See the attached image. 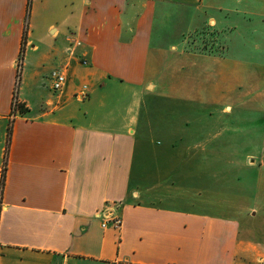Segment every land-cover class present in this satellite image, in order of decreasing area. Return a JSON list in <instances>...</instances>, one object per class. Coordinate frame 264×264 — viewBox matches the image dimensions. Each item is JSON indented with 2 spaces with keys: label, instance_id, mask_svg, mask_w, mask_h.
Listing matches in <instances>:
<instances>
[{
  "label": "crops",
  "instance_id": "0c3cea01",
  "mask_svg": "<svg viewBox=\"0 0 264 264\" xmlns=\"http://www.w3.org/2000/svg\"><path fill=\"white\" fill-rule=\"evenodd\" d=\"M248 2L0 0V264H264L241 221L166 204L173 160L146 154L151 101L264 112V68L245 93L187 45ZM166 114L168 137L190 115Z\"/></svg>",
  "mask_w": 264,
  "mask_h": 264
},
{
  "label": "rangeland",
  "instance_id": "374dc122",
  "mask_svg": "<svg viewBox=\"0 0 264 264\" xmlns=\"http://www.w3.org/2000/svg\"><path fill=\"white\" fill-rule=\"evenodd\" d=\"M227 16L226 12L221 16L224 25L218 28V35L216 29L208 26L192 34L187 45L193 51L222 54L228 65L225 71L236 70L242 78L243 91L248 93L250 88L262 87L257 80L264 68V0H249L245 12ZM236 101H227L233 111L225 113L217 102L201 105L151 101L158 109L153 122L157 131L150 135L145 132L148 139L154 140L146 154L173 160L168 188L162 189L171 196L166 204L190 206L241 221L245 233L249 232V242L257 248L256 253H262L264 112L243 109ZM168 106L190 114L177 116V124L170 132L172 137L161 128L167 125ZM180 137L185 142L178 141ZM183 144L197 147L186 148ZM183 157L189 162L182 163Z\"/></svg>",
  "mask_w": 264,
  "mask_h": 264
},
{
  "label": "built area",
  "instance_id": "2783aa9c",
  "mask_svg": "<svg viewBox=\"0 0 264 264\" xmlns=\"http://www.w3.org/2000/svg\"><path fill=\"white\" fill-rule=\"evenodd\" d=\"M66 82V76L62 71H56L53 73V88L55 90H61ZM115 226L119 228L121 226V220H114Z\"/></svg>",
  "mask_w": 264,
  "mask_h": 264
},
{
  "label": "trees",
  "instance_id": "16d2710c",
  "mask_svg": "<svg viewBox=\"0 0 264 264\" xmlns=\"http://www.w3.org/2000/svg\"><path fill=\"white\" fill-rule=\"evenodd\" d=\"M28 111L27 107L23 104H17V107L14 108V113L15 112H20L21 114H25Z\"/></svg>",
  "mask_w": 264,
  "mask_h": 264
}]
</instances>
